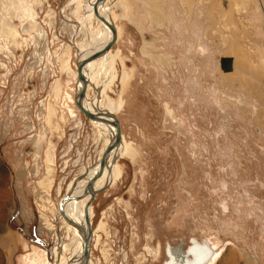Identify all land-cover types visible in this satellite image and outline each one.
I'll use <instances>...</instances> for the list:
<instances>
[{"label":"rangeland","instance_id":"obj_1","mask_svg":"<svg viewBox=\"0 0 264 264\" xmlns=\"http://www.w3.org/2000/svg\"><path fill=\"white\" fill-rule=\"evenodd\" d=\"M86 1L0 0V264L73 255L56 209L108 139L74 100L77 48L100 30ZM106 8L112 67L86 94L126 146L89 206L88 264H164L192 239L210 246L206 264H264V0Z\"/></svg>","mask_w":264,"mask_h":264},{"label":"bare ground","instance_id":"obj_2","mask_svg":"<svg viewBox=\"0 0 264 264\" xmlns=\"http://www.w3.org/2000/svg\"><path fill=\"white\" fill-rule=\"evenodd\" d=\"M96 0H87L85 5V13H87V16L91 17L94 13V3ZM106 2L107 0H103L98 3L97 5V11L98 14L105 19H107L116 29V32L118 31L114 22L113 18L107 14V11H109L108 8H106ZM95 15V14H94ZM96 17V16H95ZM97 18V17H96ZM86 19V18H85ZM98 19V18H97ZM98 22L100 24V30L98 33H93L90 35V41L85 46H78L77 51L79 52L80 56L77 62L82 61L83 59L89 57L93 53H96L97 51L101 50L109 41L113 39V33L111 29L102 21L98 19ZM85 23V22H84ZM118 36V32H117ZM117 41V38H116ZM116 43V42H115ZM114 43V44H115ZM109 51H106L102 53L101 55L97 56L96 58L92 59L88 63L84 65L82 68V74L84 78L86 79L87 83L92 82V74L94 71L99 69V67L103 70L109 69L112 67V62L110 60ZM232 59V58H231ZM77 66V64H76ZM231 68V65H230ZM77 89H75V98L76 95L82 90L83 83L80 79L77 77ZM88 85V84H87ZM87 90V88H86ZM99 92L96 93L95 98L92 100H89L87 97V94L85 92L84 97L81 100L82 106L90 111L93 114H98L102 119H107L109 121L113 120V117L115 116L114 111H111V108L103 107L98 103L100 101ZM74 98V100H75ZM98 101V102H97ZM97 103V105H95ZM77 107V106H76ZM117 118V117H116ZM91 123L95 126L99 127L107 134V140L105 143L104 148L110 144L116 134V127L104 120L99 119H90ZM120 133H121V127H120ZM105 134V135H106ZM126 144L121 139L119 143L107 154L105 158V164L103 171L101 173V177L99 176L89 187L88 193L86 192V184L88 181L98 175L99 171V161H95V164L90 167L88 170H85L82 174L81 179L80 177H76L74 181H71L68 186V192L65 196H63L62 200L59 203L58 208L56 209V218L64 219L65 225L67 228L71 229V233H73V241H75V248L73 251V255L68 257H63V255L60 253L57 256V263L56 264H85L86 259L83 254V248H84V236L85 232L87 231V224L84 219V210H80L81 203L87 202L89 200V193L93 191H99L105 186L108 187L116 176V170H115V160L118 156H120L122 153V150L124 151ZM121 147V148H120ZM103 148V150H104ZM102 150V152H103ZM101 152V154H102ZM106 189V188H105ZM97 194V193H96ZM96 196V195H95ZM72 209V211H71ZM88 216L89 220L91 219V213L89 212L88 207ZM62 217V218H61ZM90 228H91V222H90ZM59 231V230H58ZM92 231V230H91ZM93 232H91L90 237V244H89V259L90 261V254H91V241L93 240ZM4 240V239H3ZM63 240V241H62ZM59 243V250H66L67 245L64 243V239H62ZM4 243V242H3ZM6 243V242H5ZM7 245V244H6ZM210 247V246H209ZM209 247L205 243L198 242L195 239H192L191 243L186 247H181V249H177V246H169L167 249V255L168 259L164 262V264H206L209 262L207 258H209L212 255V252L210 251ZM65 252V251H64ZM211 252V253H210ZM210 253V256H209ZM87 261V264H88ZM33 261L32 264L34 263Z\"/></svg>","mask_w":264,"mask_h":264},{"label":"water","instance_id":"obj_3","mask_svg":"<svg viewBox=\"0 0 264 264\" xmlns=\"http://www.w3.org/2000/svg\"><path fill=\"white\" fill-rule=\"evenodd\" d=\"M101 1H103V0H96L95 1L94 6H93L94 7V14L100 21L104 22L111 29V31L113 33V39L111 41H109L101 50L97 51L96 53H93L92 55H90L89 57L83 59L82 61L77 62V66H76L77 77H78V79H80L82 81L84 86H83L82 90L76 95L75 105L83 113V115L86 118L104 120V121L114 125L116 127L117 131H116V134H115V137H114L113 141L104 148V150H103V152L101 154L100 161H99L98 175L92 177L88 181V183L86 184V192L87 193H88V189L91 186V184L101 175V173L103 171V168H104L105 158H106L107 154L119 143V141L121 139L120 123H119V120L116 117H113L112 121H109L107 119H102L98 114H93L90 111H88L87 109H85L82 106V103H81V100H82V98L85 95L87 84H88L86 79L84 78V76L82 74V68L84 67V65L86 63H88L92 59H94L97 56L101 55L102 53L110 50L112 48V46L114 45V43L116 42V38H117V32H116V29L114 28V26L107 19H105L104 17H102V16H100L98 14L97 5ZM231 62H232V59L230 57H222L220 59V67H221V69H223L224 71L231 70V68H230ZM96 193H97V191H93V192L89 193L90 194L89 195L90 196L89 200L86 202V205L84 207V219H85L87 227H88L87 231L85 232V236H84V248H83V254H84V257L86 259V263L85 264H87V261L89 259L88 248H89L90 237H91V232H92L91 228H90V220H89V216H88V207L90 206V204L94 200ZM176 246H177V249H181L182 242H180Z\"/></svg>","mask_w":264,"mask_h":264}]
</instances>
